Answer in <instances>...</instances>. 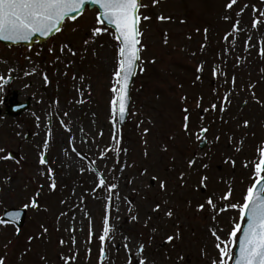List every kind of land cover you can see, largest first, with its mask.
I'll list each match as a JSON object with an SVG mask.
<instances>
[{
  "label": "rangeland",
  "instance_id": "374dc122",
  "mask_svg": "<svg viewBox=\"0 0 264 264\" xmlns=\"http://www.w3.org/2000/svg\"><path fill=\"white\" fill-rule=\"evenodd\" d=\"M142 2L149 7L141 8V15L151 19L140 22L141 60L131 88L128 119L123 127L118 126V120L115 125L123 147L128 149L120 158L129 165L134 162V166L115 173L119 177L121 198L112 201L111 222L115 231L106 247L105 264H125L124 236L142 241L146 245L143 255L152 264H212L214 259H220V254L209 229L216 228L227 239L233 223L239 222L240 213L229 208L213 220L207 207L198 210L197 206L204 203L207 195L215 192L220 196L229 187L233 190L232 197L227 202L217 200V204H243L247 188L254 183L260 150L264 149V104L255 102L253 90L248 87L255 84L256 96L264 101V57L259 54L264 41V22L252 27L253 19L260 17L253 6L264 11V0H237L232 9L226 7L229 0H159L156 5L152 0ZM245 5L248 7L244 8ZM242 8L244 11L238 16ZM96 15V10H86L76 21L67 20L55 37L32 48L0 44V75L6 79L11 76L7 84L0 81V108L11 106L14 100L30 103L29 109L18 118L0 116V147L6 153L21 155L16 162L0 160V217L4 210L30 205L32 197L40 193L37 197L40 207L26 208V223L21 231L0 225V257H5L6 264H65L64 258L77 251L78 257L69 264H99L93 261H100L95 243L101 242L99 236L109 194L106 190L94 192L93 189L100 173L107 176L109 183L114 182L109 169L115 153L101 160L98 152L112 144L111 89L120 46L109 28L89 45L83 44L90 30L97 26ZM160 15L171 19L161 21ZM224 16L231 19L225 21ZM260 19L264 21V17ZM236 20H240L242 30L236 36H229L226 42L224 36ZM249 37L251 47H246ZM62 44L75 48L79 55L61 54ZM50 47L56 51L49 52ZM226 48L229 50L224 52ZM56 56L61 59L56 61ZM69 60L74 63L69 65ZM201 62H205V67L199 73L197 66ZM213 66L227 73L226 84L223 76L213 77ZM33 68H36L34 74H25ZM44 73L48 74L50 83L44 82ZM233 75L237 93L228 110L193 111L190 132H186L184 107L193 105L203 95V106L207 108L213 99V89L221 94L230 89ZM245 100L247 105L243 103ZM65 112L69 114L67 117L63 115ZM61 120L65 122L63 126ZM244 120L251 122L246 128ZM200 123L210 128L204 150L199 149L201 141L196 139ZM49 129L53 138L45 149ZM218 132L221 139L214 142ZM27 134H31L29 141L25 138ZM85 138L88 143H82ZM241 140L242 147L236 151ZM73 146L86 158L77 156ZM145 148L148 156L144 155ZM42 153L55 169V190L50 188L49 177L42 174L47 172V166L39 164ZM228 156L235 160V166L225 162ZM190 158L197 160L198 171L190 173L185 185L177 177L188 171ZM202 163L209 164V168L203 169ZM93 166L95 171L80 170ZM145 168L146 175L142 174ZM204 174L209 177L207 188L194 190ZM153 175L168 180L165 191L159 189L158 180L150 181ZM81 193L85 197L83 202L77 199ZM165 201L159 212L152 211L155 204ZM169 208L173 210L171 218L165 216ZM62 212L67 215L61 216ZM137 214L139 219L132 220ZM41 226L47 228L46 233ZM90 228L94 235L89 242ZM71 229H75L74 233ZM177 232L179 239L162 248L167 237ZM73 234L75 245L71 243ZM60 240L65 243L61 244ZM230 250L234 258L235 248ZM181 256L183 259L178 260Z\"/></svg>",
  "mask_w": 264,
  "mask_h": 264
},
{
  "label": "snow or ice",
  "instance_id": "6c2138e0",
  "mask_svg": "<svg viewBox=\"0 0 264 264\" xmlns=\"http://www.w3.org/2000/svg\"><path fill=\"white\" fill-rule=\"evenodd\" d=\"M91 3L98 6L99 10L96 15V25L90 30V34L86 39H84L83 44L85 46L89 45L94 39L102 34L103 32H107L108 29L105 24H109L115 30L116 39L120 43V47L117 51V68L113 73L114 76V84L112 86V100H111V120L113 122L114 131L111 137L112 144L110 147L100 150L98 152V158L101 160H107L109 157V153H115V158L109 169V172L113 176V181L109 183L107 176L103 173H100L96 180H94V189L106 190L108 192V197L105 203V214L103 217V230L102 234L99 236L101 241V249L100 255L102 258L107 256V252L105 251L108 243L114 238L113 234L115 231V225L111 222V210L114 208V204L112 201L114 199H120L119 194V177L115 175L117 171L123 173L124 170L128 167L134 166V162L132 165H129L127 161L121 160V154H126L128 149L123 147L122 136L118 130L115 129V125L117 123V119L120 121L125 119L127 113V104H128V89L130 84V79L134 75L137 68V61L141 59L140 53L142 51L141 40L143 33L140 30V22L141 19L149 20L151 17L142 16L140 9L147 8L149 5L144 4L142 0H0V39L8 40V41H29L34 36L39 35L42 37H49L55 33H60L63 30V25L66 20L76 21L80 16H83L86 6ZM159 3V0H152V4L156 5ZM237 4V0H229L226 7L228 9H232L234 5ZM248 5H245L244 8H247ZM244 8L237 13V15H241L244 11ZM254 12H260V17H264V11H260L259 9L253 6ZM260 17H255L253 19L252 27L256 28L262 21ZM161 21L170 20L171 17H166L164 15H160L158 17ZM223 19L225 21L230 20V16H224ZM240 20H236L232 24L231 31L226 33L224 36L225 41L227 42L229 36H236L241 29ZM207 29H205V33H207ZM251 37L245 42L246 47H251L250 44ZM166 42V41H165ZM232 46L234 47V41L232 42ZM229 49H224V52H227ZM56 49L54 47L49 48V52H55ZM61 54H67V56L76 57L79 55L77 50L71 47L68 44H62L59 49ZM259 54L264 57V41L261 42V47L259 49ZM67 58V57H66ZM56 61L61 59L60 56H56ZM74 61L69 60L68 64L71 65ZM205 62H201L197 66V72L202 73L204 71ZM14 71V70H10ZM36 72V68H33L31 72L25 73L26 75H31ZM67 75V73H65ZM213 77L223 76L224 83H227V73L221 72L218 66H213L212 69ZM11 76H8L6 79L5 76L0 75V81H3L4 84H7ZM73 79H76L75 75ZM44 82L50 83V78L47 73L43 74ZM196 80H201V77L198 75ZM195 83V81H194ZM255 84H249V89H252V96L256 103L264 104V101L260 100L259 97L255 94ZM2 88V85H0ZM237 93L236 88V77L233 75L232 77V85L231 88L222 94L217 92V90L213 89V99H210L208 104L209 106L205 108L204 104V96L200 95L195 103L191 106H185L183 109L184 112V124L183 128L186 132H190V124L191 117L193 111H217L219 110L221 113L226 112L228 107L233 102V97ZM218 97V99L216 98ZM185 101L187 97H182ZM83 103V101H79ZM55 103H59L57 100ZM245 105H247L248 101H243ZM67 117L69 114L65 112L63 114ZM37 121L40 120V117L37 116ZM222 118V117H221ZM61 125L65 124L64 120H61ZM250 121L244 120L243 127H248L250 125ZM199 132L196 134V139L203 142L207 141V134L210 131L209 126L204 123H200L198 125ZM69 132L70 128L67 129ZM148 129H145L147 132ZM99 135H103L102 132ZM52 133L49 129L47 133V137L44 140V148L47 149L49 147V141L52 139ZM73 144H74V138ZM221 139V135L218 132L214 136V142H219ZM231 137L229 140L231 141ZM82 143H88L87 138H85ZM147 144V141H145ZM243 140L240 141V145L236 148V151H240L242 147ZM73 152H76L77 156L81 159H85L86 155L80 152L75 146L72 148ZM261 159L259 163L255 165V171L253 173L254 183L247 188L246 194L244 196L243 204L233 203V204H217V200L227 202L232 197V188L229 187L228 190L217 196L215 192L207 195L204 203L198 204V210H205L206 207L212 213V219H216V215L218 213H222L227 211L229 208L238 209L240 213L239 222H234L232 230L227 234V239H224L219 235L216 228H210L212 235L216 238V248L219 250L220 259H214L212 264H232L233 261V253L230 249L238 247V256L235 258L234 264H264V149L260 150ZM0 160H8L12 159L13 155L10 152L6 153V149L4 147H0ZM144 155L148 156L147 148H145ZM207 155V154H205ZM226 163H231L235 166V160L228 156L225 159ZM197 160L195 158H190L187 161L188 171H182L177 179L182 180L184 184H187L188 179L190 178V173L197 172L196 168ZM39 164L47 166V172L42 173L49 177L50 179V188L55 190L57 188V181L55 178V169L49 165V161L46 158L45 154H41L39 157ZM94 165V162H93ZM247 166V163L245 164ZM201 167L203 169H208L209 164L202 163ZM81 171L96 169H80ZM148 170L145 168L142 174H147ZM159 181V189L161 191H165L168 186V180L165 178H160L157 175H153L150 177V181ZM209 177L204 174L199 177L197 185L194 187V190H199L200 187L207 188V182ZM131 183V181H129ZM42 187V186H41ZM151 187V183L149 184ZM73 195H76V189L72 190ZM40 195L39 192L36 193L35 196L32 197L31 203L25 204L23 207L26 209L29 206L33 208H38L40 205L38 204L37 197ZM84 194L81 193L77 196V199L83 202ZM127 200V198H125ZM2 203V202H0ZM62 203H67V201H62ZM131 203V201H128ZM167 202L157 203L154 205L152 211L159 212L161 208ZM118 212L119 209H116ZM129 212L132 211L131 208L128 209ZM61 216L67 215V213L62 212ZM86 215H90L86 212ZM21 216V212L19 210L6 211L5 217H0V225H7L10 222L19 220ZM165 216L171 218L173 216V210L169 208L165 212ZM74 219V218H70ZM132 220H138L139 215H133L131 217ZM150 220L151 217H148ZM246 221V223H245ZM147 223V221H146ZM42 227L43 232H47V228ZM74 233L75 229H71ZM153 232L156 231L154 228ZM222 231V229L220 230ZM242 233V235H238ZM94 233L91 228L89 231V242L91 241ZM179 232L174 235H169L167 237L168 242H172L174 239H179ZM61 244H64V240H60ZM71 243L75 245L76 238L75 235H72ZM122 247L125 249L126 260L125 264H133L135 260V264H152V262L143 255L146 245L139 240H135L131 236H124ZM91 249H89V252ZM79 253L74 252L71 256L65 257V264H69V262H74L78 257ZM179 259H183V257H178ZM0 264H6L5 257H0Z\"/></svg>",
  "mask_w": 264,
  "mask_h": 264
},
{
  "label": "water",
  "instance_id": "95a60500",
  "mask_svg": "<svg viewBox=\"0 0 264 264\" xmlns=\"http://www.w3.org/2000/svg\"><path fill=\"white\" fill-rule=\"evenodd\" d=\"M90 9H93V8H98L97 5L95 4H91L89 3L87 5ZM99 9V8H98ZM100 11V10H99ZM106 25L110 28H112L111 25L107 24ZM113 29V28H112ZM114 30V29H113ZM115 31V30H114ZM56 34V33H55ZM55 34H53L52 36H54ZM116 34V33H115ZM117 35V34H116ZM52 36H49V37H42V36H39V35H36L34 36L31 40L29 41H8V40H3V39H0V42L8 45V46H29V47H32L35 43H36V40H37V43H43L45 41H47L50 37ZM138 62L137 61V68H138ZM137 68H136V71H137ZM136 71L134 73V75L131 77L130 79V84H129V89H128V104H127V113H126V116H125V119L120 121L119 120V123H120V126H123L126 119H127V116H128V112H129V107H130V102H131V99H130V89H131V85H132V82H133V79L135 77V74H136ZM28 108V104L26 105H20V106H13V107H10V108H7L6 110V113H5V116L7 117H17L19 115H21L26 109ZM30 137L28 136V139ZM13 159H17L18 158V155L16 154H13ZM13 210V209H12ZM10 210V211H12ZM21 212V216L19 218V220H16V221H13V222H10L11 224H15L17 226L18 229H21L23 226H24V223H25V215H26V211L25 210H19ZM4 218L7 219V217H5V213H4ZM246 223V221H245ZM238 248L236 250V257L238 256ZM235 261V260H234ZM234 264V263H233Z\"/></svg>",
  "mask_w": 264,
  "mask_h": 264
}]
</instances>
